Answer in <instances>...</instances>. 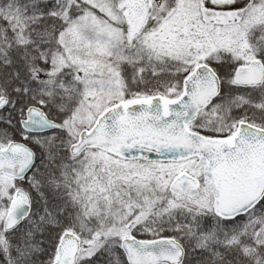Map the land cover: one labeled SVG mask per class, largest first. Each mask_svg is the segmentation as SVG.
I'll list each match as a JSON object with an SVG mask.
<instances>
[{"label": "snow or ice", "instance_id": "snow-or-ice-1", "mask_svg": "<svg viewBox=\"0 0 264 264\" xmlns=\"http://www.w3.org/2000/svg\"><path fill=\"white\" fill-rule=\"evenodd\" d=\"M0 264H264V0H0Z\"/></svg>", "mask_w": 264, "mask_h": 264}]
</instances>
